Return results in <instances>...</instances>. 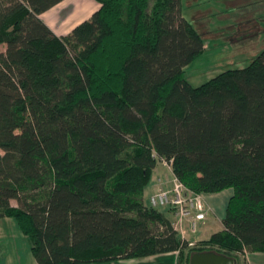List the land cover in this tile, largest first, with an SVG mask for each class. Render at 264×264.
<instances>
[{
    "label": "trees",
    "instance_id": "trees-1",
    "mask_svg": "<svg viewBox=\"0 0 264 264\" xmlns=\"http://www.w3.org/2000/svg\"><path fill=\"white\" fill-rule=\"evenodd\" d=\"M63 1L0 0V219L37 264L264 253V49L194 87L206 47L182 0H95L56 35L41 15ZM161 162L196 194L232 191L222 230L190 242L149 204Z\"/></svg>",
    "mask_w": 264,
    "mask_h": 264
},
{
    "label": "rangeland",
    "instance_id": "rangeland-1",
    "mask_svg": "<svg viewBox=\"0 0 264 264\" xmlns=\"http://www.w3.org/2000/svg\"><path fill=\"white\" fill-rule=\"evenodd\" d=\"M86 2H93L96 5L95 0H68L48 13V18H51L49 22L54 28L57 27L58 31L54 30L58 34H68L78 24L89 19L95 12L93 9L81 14L77 12V7ZM181 2L183 17L200 32L206 47L204 53L185 68V77L190 85L197 87L226 70L242 69L264 49V0H182ZM4 51L5 46H0V52ZM158 167L157 171H153L145 188L146 195L152 192L158 177L164 179V168L168 169V167L163 164H159ZM227 192L232 191L229 189L219 195L214 194L219 201L215 207L220 213L215 210L216 216L211 214V217L204 221L205 226L199 224L195 234H188L186 238L188 241L194 243L193 238L207 239L213 233L222 230V218L226 212L228 199L226 202L221 200L228 195ZM12 205L19 206L20 203L13 200ZM171 218L173 220V216ZM11 222L15 224V228L11 225L12 227L7 226L2 231L18 237L11 236L7 239L4 242L7 247L0 244V252L9 249V254H13L12 257L16 259L15 261L13 259L12 264H30V260L36 263L30 249V241L19 231L13 219ZM17 257L23 258V261L18 262ZM255 257L257 260L255 264H264L261 254ZM242 260L249 264L250 255L246 254ZM175 261L177 264V254L175 256L173 253H168L94 264H175Z\"/></svg>",
    "mask_w": 264,
    "mask_h": 264
},
{
    "label": "built area",
    "instance_id": "built-area-1",
    "mask_svg": "<svg viewBox=\"0 0 264 264\" xmlns=\"http://www.w3.org/2000/svg\"><path fill=\"white\" fill-rule=\"evenodd\" d=\"M164 164L172 173L171 166ZM164 183L163 179H158V188L149 197V204L154 208L170 209L174 230L186 239L189 233L197 232L199 224L204 223L209 208L202 194L189 190L173 173L169 185L164 186Z\"/></svg>",
    "mask_w": 264,
    "mask_h": 264
},
{
    "label": "crops",
    "instance_id": "crops-1",
    "mask_svg": "<svg viewBox=\"0 0 264 264\" xmlns=\"http://www.w3.org/2000/svg\"><path fill=\"white\" fill-rule=\"evenodd\" d=\"M66 1H68V0H64L63 2H61L59 5H57V6H55L54 8H52L51 10H49V11H47V12H45V13H43L42 15H41V19L46 23V25L56 34V35H66V34H58L57 33V27L56 28H54L53 27V25H51V23L49 22L50 20H51V18H48V16L47 15H49L48 13H51L54 9H56L57 7H59L60 5H62L63 3H66ZM86 4V5H85ZM97 6V7H96ZM98 7H99V5L96 3V5L93 3V2H86V3H81L78 7H77V12H79V14H81L82 12H86L88 9L89 10H91V9H93L94 11H96L97 9H98ZM54 29H56V30H54ZM160 165H165L164 163H159ZM158 164V165H159ZM158 165H157V167L155 168V171H157L158 169H159V167H158ZM164 186H167V185H169V181H170V179H171V177H172V173L170 172V171H168V169H166V168H164ZM158 178H161V177H158ZM158 188V181H157V184H156V186L154 187V189L152 190V192H149L145 197H146V199L148 200L149 199V197L152 195V193L156 190ZM224 191H227V190H224ZM224 191H222V192H220V193H223ZM220 193H217L218 195L220 194ZM228 193V195H226V197L225 198H223L222 200H221V202H226V200L228 199V201H229V199H230V197L232 196V192L230 193V192H227ZM217 194H215V195H217ZM202 197H203V200H204V202H205V205L209 208V212L207 213V216H206V220H205V222L207 221V219L208 218H210L211 216V214H214L215 215V210L217 211V212H219L220 213V210H218V208H216L215 207V205H216V203L218 204V197H216V196H214V194H203L202 195ZM214 197H216V198H214ZM11 204H12V202H11ZM217 206V205H216ZM226 211V210H225ZM170 216H172V213H170ZM216 216V215H215ZM224 216H225V214H224ZM224 218V217H223ZM222 218V219H223ZM11 225H13V227L15 228V224H13V222H11V219L10 218H2V219H0V244L1 245H4L5 247H7L8 245L7 244H4V242L7 240V239H10L11 238V236L12 237H14V236H16V235H14V234H12V235H10V234H8L7 232H5V231H2L3 229H6L7 228V226H9V227H12ZM206 224L205 223H203V224H201V226H205ZM10 236V237H9ZM16 237H18V236H16ZM193 240L194 241H196V240H201V239H195V238H193ZM7 245V246H6ZM7 251H2V252H0V264H12V261H13V259H14V261L16 260L15 258H13L12 257V255L13 254H9V252H8V250L9 249H6ZM173 254H175V256H176V253H173ZM259 254H261V258H263L264 259V253H254V254H249L250 255V260H249V264H255L256 263V261L257 260H255V256H257V255H259ZM23 258H18L17 257V260H18V262H21V260H22ZM176 259V258H175ZM126 260V259H125ZM23 261V260H22ZM263 263H264V260H263ZM30 264H37V262L35 263L34 261L32 262V260H30ZM175 264H176V261H175Z\"/></svg>",
    "mask_w": 264,
    "mask_h": 264
},
{
    "label": "water",
    "instance_id": "water-1",
    "mask_svg": "<svg viewBox=\"0 0 264 264\" xmlns=\"http://www.w3.org/2000/svg\"><path fill=\"white\" fill-rule=\"evenodd\" d=\"M189 264H238V262L235 258L209 251L192 254Z\"/></svg>",
    "mask_w": 264,
    "mask_h": 264
}]
</instances>
